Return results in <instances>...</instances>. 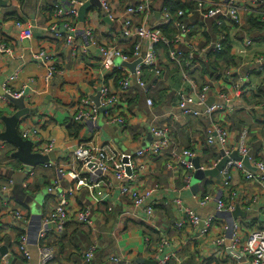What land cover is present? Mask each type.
<instances>
[{
  "label": "crops",
  "instance_id": "0c3cea01",
  "mask_svg": "<svg viewBox=\"0 0 264 264\" xmlns=\"http://www.w3.org/2000/svg\"><path fill=\"white\" fill-rule=\"evenodd\" d=\"M0 1V41L13 51L12 56L0 55L1 88L12 94H22L30 114L21 119L17 132L21 137L24 130L38 128L43 141L55 143L53 162L57 166L67 169L72 152L78 147L91 144H110L128 161V157L152 142V128L165 125L169 129L172 148L178 151H194L200 159L201 169H210L216 162L212 157L204 155V150H214L220 156L218 145H205L208 131L216 124L229 133L223 150L235 153L240 135L246 130V146L251 162L264 164V73H256L255 67L250 64L254 57L264 56V25L258 31L259 28L255 29L258 26L251 23L247 15L244 16V37L256 41L252 47H245L243 35L225 25L220 29L197 27L190 39L199 50L206 51L222 33L226 36V46L234 59L228 70L234 71L240 64H244L240 74L247 76L245 88L238 96H234L233 90L232 78L235 75L229 78L219 71L223 76L216 78L214 75L210 78L200 72V75L195 73L190 75L191 78L201 86L210 84L211 92L206 105L198 109L202 117L189 118L181 115L176 109L174 96L176 90L183 85L181 72L159 54L161 77L157 78L149 70L143 72L146 93L134 87L123 97L116 112L122 119V125L107 123L103 111L96 122L83 124L84 129L79 138H73L64 124L72 120L80 101L86 98L94 104L93 99L99 95L100 85L103 84L112 93H118L119 81H116V75L102 72L97 61L98 47L101 46L114 45L129 51L126 41L120 36L118 22L106 21L97 8L86 13L84 22H80L77 17L76 43L88 47V56L77 58L63 42L51 39L46 33L51 22V5L67 10L73 8L71 0ZM89 1H85L84 5ZM139 1L112 0L115 16L120 18L126 7ZM162 2L163 0H153V16L148 19L149 25L159 23ZM16 21L31 30V40L20 37V30L14 24ZM140 22L137 19V23ZM88 31L92 33L93 42L96 44L94 47L89 44L90 39L86 36ZM38 49L46 50L53 58L55 74L49 83L45 81L46 69L32 59V52ZM185 49L186 47L181 46V50ZM206 54H213L211 48L198 55L200 61H208L205 59ZM198 64L200 68L201 65L199 62ZM183 88L186 92L190 91L187 85ZM219 93L232 98L231 107L227 108L224 102V112H215L209 116L206 114L207 109L213 104L222 103L217 97ZM147 99H152V108L147 107ZM15 112V107L0 96V133L4 131L2 119L11 117ZM170 114L175 118L170 119ZM62 119L65 120L64 123L61 122ZM15 152L14 146L0 141V187L12 182L8 198L0 195V252L2 249L7 250L3 257L0 253V264H38L36 244L42 217L54 210L59 196L71 182L66 178L62 179L60 187L48 193V189H52L56 181L55 171L44 166H24L12 158ZM149 159L146 162L147 173L140 185H143V189L157 186L151 198V220L147 221L140 210L133 209L128 201L118 197L117 189L114 188L107 203L93 207L91 226L82 225L72 217L62 233L52 232L47 237L46 243L55 249L52 264H82V254L93 244L97 245V251L91 264H146L166 258V264H253L239 250L232 249L231 233L224 232V226L236 225L243 240L251 231L264 229V183L248 181L242 172L234 170L229 189H224L222 179L205 178L201 182H195L194 170L190 176V189H186L188 176H184V169L181 173L180 167L169 169L166 158ZM108 179L115 183L111 175ZM204 180L209 185L204 186ZM16 184H20L25 191L22 200L24 204L12 198ZM231 193L234 194L235 208L238 207L243 214L236 219L232 216L233 212H216L214 203L200 207L194 197L209 195L229 201ZM38 194L44 197L41 202H37V209L34 211L28 201L29 198L34 200ZM177 199L203 221L214 217L215 221L207 235L201 236V227L194 228L187 221L182 228H176V225L184 222V217L174 205ZM88 201L84 190L70 197L68 209L71 215L74 216L77 211L89 205ZM110 205L113 207L112 212L107 210ZM15 213L21 215L20 220H15ZM140 222L151 227V230L144 231L138 226ZM20 232L28 237L30 260L23 259L17 251L16 243ZM220 237H224L225 241L216 247L214 241Z\"/></svg>",
  "mask_w": 264,
  "mask_h": 264
},
{
  "label": "built area",
  "instance_id": "2783aa9c",
  "mask_svg": "<svg viewBox=\"0 0 264 264\" xmlns=\"http://www.w3.org/2000/svg\"><path fill=\"white\" fill-rule=\"evenodd\" d=\"M87 0H71L70 3L73 8L64 10L58 5L53 7L51 13V22L46 28L47 35L51 39L61 41L64 45L72 50V53L77 58L88 56V47L76 43V21L78 17L77 9L84 5ZM100 6V13L109 22H118L120 29V36L131 48V54L123 52L117 46H101L98 47L97 61L100 69L104 73H120L121 79L118 82V93H112L104 84L99 88V107L91 104L86 98L82 99L79 103L78 110L72 118V123L84 124L85 122L94 123L99 118L100 108L104 110L107 123L114 125H122V119L116 115L119 106L122 104L123 97L125 98L130 91L137 87L146 93V85L143 80V69H149L154 72L155 76L159 78L161 70L158 66V55L156 47L158 44L163 43L168 46L171 42L162 35L159 28L169 27L170 25L176 31L174 38V49L169 53V58L174 61L179 67H182L180 62L181 46L188 48L187 62L185 68L190 71L198 70L199 64L195 59L199 54L205 53L208 49L214 53L222 51V43L225 40V35L222 33L220 37L213 43L212 47L207 48L206 51L199 50L197 46L192 43L193 33L197 27L202 29L216 28L220 29L222 25L232 27L237 34L243 35L245 47H252L256 41L245 36L243 33L244 16L253 15L257 19L260 27L264 25V0H196L194 9L191 13L184 14L183 11H178L176 15H172L169 11L168 5L163 2L159 8V23L149 25L148 19L153 16L152 4L153 0H140L138 3L126 7L120 18L116 17L112 8V0H97ZM137 19L141 22L137 23ZM194 19V20H192ZM15 27L20 30V37L25 40H31L32 32L29 28H24L20 22H15ZM90 42L91 47L96 46L93 42L92 33L87 32L86 35ZM172 44V43H171ZM12 49L4 45L0 41V55L12 56ZM180 58V59H179ZM33 61L39 66L46 69L45 81L49 83L55 74L53 67V58L44 49H38L32 52ZM140 62L135 65L133 71L128 68V65ZM119 61V63H117ZM255 72L264 71V56H256L251 61ZM244 64H240L234 71H229L226 77L232 78L234 96H238L242 92V87L247 81V76L241 73ZM252 75L251 72H248ZM182 86L176 90L174 96L176 99V109L181 115L189 118H200L202 113L198 110L204 107L210 95V84L199 86L196 80L191 78L187 73H182L181 77ZM187 85L190 89L186 92L183 88ZM8 95L17 99L22 94H12L5 91ZM222 103H216L210 106L206 114L211 115L215 112H224L223 103L230 109L232 98L227 97L223 93L217 95ZM148 108L153 107L152 99L146 100ZM175 116L170 114V119ZM61 122H65L64 119ZM62 123V124H63ZM152 142L139 149L127 160L118 152L112 145H85L78 147L71 154L67 163L68 168L63 169L56 165L55 162L50 161L44 165L46 169H52L56 173V181L54 187L48 189V193L57 190L60 187L62 179H68L71 185L64 190L59 196L54 210L44 216L41 220V229L38 234L37 255L38 264H52L55 256V249L46 243L47 237L52 232L58 234L62 233L65 226L72 220V217L82 225L91 226L93 207H100L111 199L113 189L116 188L118 197L130 203L133 209L140 210L147 221L151 220L153 216V205L151 198L157 189L148 187L143 189L140 181L145 177L149 158H166L168 160V168L180 167L187 172H194L192 160L197 157L196 153L192 150L178 151L172 148L170 140V133L167 126L154 127L151 129ZM229 133L226 129L218 124L213 125L206 136V145L208 147H215L220 145L223 147L228 140ZM21 138L25 141L32 143V151L41 156H48L55 150V143L53 141H43L39 135L38 128H30L21 133ZM247 131H242L238 149L235 153L241 158L239 161L230 160L221 172L222 187L229 189L231 182V174L234 170L243 173L246 180L254 183H264V164L251 162L249 150L246 146ZM225 156L228 157L231 153L224 150ZM248 157L249 163L255 172L247 171L242 165V159ZM220 160V159H219ZM218 160V161H219ZM217 161V162H218ZM210 168L212 169L216 164ZM111 175L115 183L108 179ZM186 183H190V176L186 178ZM12 188V182L8 185L0 187V195L8 198ZM189 186H187V189ZM54 189V190H53ZM86 191L88 196L87 206L77 211L75 215H71L68 209V199L76 195L80 191ZM200 207H206L214 203L216 212H234L235 201L234 194H230L229 201L227 199L214 198L212 196L197 197L194 196ZM175 207L179 210L184 217V222L176 225L177 229L182 228L183 224L189 223L192 227L200 228V235L205 236L213 226L214 217H209L206 220H201L191 209L185 208L182 202L177 199L174 203ZM110 205L107 210L112 212ZM21 215L15 213V220H20ZM224 232L231 233V247L232 249L239 250L244 256L252 260L253 264H264V229L254 230L248 233L245 240L242 239L241 232L236 225L231 227L224 226ZM225 241L224 237L215 239L214 245L221 246ZM17 244V251L25 260L31 259L28 237L22 234L19 237ZM97 251V245L93 244L81 256L82 264H91ZM167 258L164 260L156 261L157 264H166ZM4 264V263H2Z\"/></svg>",
  "mask_w": 264,
  "mask_h": 264
},
{
  "label": "water",
  "instance_id": "95a60500",
  "mask_svg": "<svg viewBox=\"0 0 264 264\" xmlns=\"http://www.w3.org/2000/svg\"><path fill=\"white\" fill-rule=\"evenodd\" d=\"M0 5H1V1H0ZM92 8H97L100 10V6L97 0H90L85 5L80 7L78 12V18L80 22H84L86 13L90 11ZM105 20L107 21L106 18ZM139 62L140 60L136 61L133 64L128 65V68L133 71L135 65L138 64ZM1 87L2 86L0 85V96L6 99L16 109V112L11 117H5L2 119V122L4 124V131L0 133V141L10 144L14 146L16 149V152L12 155V158L18 160L22 165L27 166L29 168L44 166L48 164L50 161H54L55 160L54 153H51L48 156H41L39 154H35L32 152V143L30 141L23 140L19 136L17 132V127L19 125V122L21 121V119H24L25 116L30 114V109H27L25 107L23 96L15 99L12 96L5 93V91ZM98 98L99 95H97V97L93 99L96 107H99ZM103 111L104 110L100 108V112ZM218 149L220 153V160L212 169H205V170L201 169L200 159L198 157L192 160L195 170V175L198 177L197 179H195V181H200L205 178L221 180L222 178L221 172L226 166V164L230 160L239 161L241 159L237 153H233L230 156L226 157L224 150L220 145H218ZM242 165L247 170L255 172V169L250 166L248 157L242 159ZM232 216L236 219L238 218V216H243V214L240 213L239 208L236 207L234 212L232 213ZM0 253L1 256L3 257L7 253V250L2 249ZM146 264H157V262L150 261L147 262Z\"/></svg>",
  "mask_w": 264,
  "mask_h": 264
},
{
  "label": "trees",
  "instance_id": "16d2710c",
  "mask_svg": "<svg viewBox=\"0 0 264 264\" xmlns=\"http://www.w3.org/2000/svg\"><path fill=\"white\" fill-rule=\"evenodd\" d=\"M164 4L168 5L169 11H170V13L173 16L176 15L177 12L180 11V10L183 11L184 14H186V13H191L193 11V9H194V3L193 2H182L181 0H166L164 2ZM52 10H53V7L51 5V7L49 9L50 14L52 13ZM6 17H8V16L6 15ZM246 17L248 19H250L249 21L251 23H253L254 25L258 26V27H255V29L259 28L258 31L262 30L263 27H260V24L257 21V19L259 20V17H257V19H254L256 17L253 16V15H249V16H246ZM18 20L20 21V19H18ZM159 29L161 30L162 35L164 37H166V39L169 40L172 44L170 43L168 46H166L163 43L158 44L157 47H156L158 58H159V54H161L170 64H172L175 68H177L181 72V75H182V73H187L188 75H193L196 72H201L202 75L209 76L210 78L213 77L214 75H216V78H220L221 76H223V74L226 76L227 72H229L228 69L234 63V59L230 56V49H229L228 46H226V41L224 40L223 43H222V51L221 52H219V53H214L213 52V54H209L208 56H207L208 53L206 54V58L205 59L208 60L207 62L205 61V63H204L203 61H200V58L196 57L195 62L196 61L199 62L201 67H200V69L194 70V71H190L189 69L185 68V62H187V57H188L187 52L188 51L186 49L185 50H181L180 49V52H181L180 58L181 57L182 58L181 59L179 58V59H180L182 67H179L174 61H172L169 58V53L172 50H175L174 49V41H173L175 36H176L175 29L173 28L172 25H170L169 27H161ZM127 49L129 51H124L123 50V52L131 54V48H130L129 45H128ZM146 70H149V69L145 68V69H143V72L146 71ZM219 71H221V73H223V74H220ZM260 73H264V71L260 72ZM114 74L116 75V81H120V79H121L120 73L117 72V73H114ZM199 85L201 86V84H199ZM244 88H245V85L242 87V89L244 90ZM64 125H65L64 127H66V130H67L68 134L71 137H73V138H79L80 134L82 133V131L84 129L83 124L72 123L71 120L69 121V123L65 122ZM204 155H206L208 157H212V159H214L215 162H217L220 159L219 154H217V153L215 154L214 150L212 151V150H209L207 148L204 150ZM181 171H183V169L179 170L180 173H181ZM184 176H191V172L185 171ZM182 179H183V176H182ZM203 184H204V186L209 185L207 180H204ZM29 190H30V187H29ZM46 215L47 214H45L44 216H46ZM138 226L140 228H143L144 231H150L151 230V227L146 226V225H144V223H141V222L138 224ZM0 231H1V229H0ZM22 234H23L22 232H20L18 234L17 242L19 240V237Z\"/></svg>",
  "mask_w": 264,
  "mask_h": 264
},
{
  "label": "rangeland",
  "instance_id": "374dc122",
  "mask_svg": "<svg viewBox=\"0 0 264 264\" xmlns=\"http://www.w3.org/2000/svg\"><path fill=\"white\" fill-rule=\"evenodd\" d=\"M182 2H193V3H195V1L196 0H181ZM245 25L243 26V28H242V30H243V33H245L246 32V29H245ZM198 48V47H197ZM199 49V48H198ZM186 50L188 51V48H186ZM196 73H198L197 75H199V72H196ZM200 74H201V72H200ZM202 75V74H201ZM200 80V79H199ZM198 85H199V83H198ZM198 177L196 176V175H194V177H193V179L195 180V179H197ZM193 180V181H194ZM202 180H200V181H195V182H201ZM190 184V183H189ZM189 184H187L186 183V185H185V188L187 189V186H189V188L188 189H190V185ZM24 193H25V191L22 189V186L20 185V184H16L15 185V188L13 189V191H12V198L14 199H16V200H18V201H21L20 203L21 204H24L23 202H22V200H23V195H24ZM45 193V194H44ZM44 193H43V195L45 196L46 195V191H44ZM39 195V194H38ZM37 195V197L34 199V200H32V198H29V205L30 206H32V208H33V210L35 211L36 209H37V202L39 203V202H41V200L43 199V195L41 194V195H39L38 196ZM88 197V196H87Z\"/></svg>",
  "mask_w": 264,
  "mask_h": 264
}]
</instances>
